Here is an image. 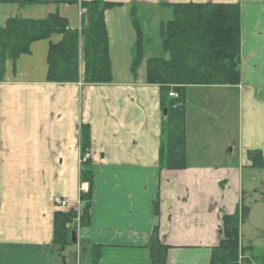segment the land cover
<instances>
[{"label": "crops", "instance_id": "0c3cea01", "mask_svg": "<svg viewBox=\"0 0 264 264\" xmlns=\"http://www.w3.org/2000/svg\"><path fill=\"white\" fill-rule=\"evenodd\" d=\"M92 1L0 0V29L10 19L57 14L70 30L81 31L80 7ZM102 1L121 4L105 14L113 83H49L48 53L60 35L32 44L16 66L6 64L0 81V264H153L155 232L168 248L167 264H211L224 239V216L246 206L245 196L254 192L249 175L264 170L252 168L248 156L264 155V0ZM178 4L240 7L241 81L186 89V168L161 170L165 115L160 88L146 83V61L163 55L159 29L169 20L160 17L172 14L167 5ZM133 14L144 20L145 35L137 76L131 72ZM82 126L90 128L92 145L90 223L78 229L77 245L59 251L52 246L55 215L80 213V191H89L80 177ZM56 199L67 200L68 208L59 209ZM251 215L249 208L240 240L253 248Z\"/></svg>", "mask_w": 264, "mask_h": 264}, {"label": "trees", "instance_id": "16d2710c", "mask_svg": "<svg viewBox=\"0 0 264 264\" xmlns=\"http://www.w3.org/2000/svg\"><path fill=\"white\" fill-rule=\"evenodd\" d=\"M121 4L102 0L83 2L87 10L86 26L81 31L70 30L68 22L59 15H50L44 20L32 21L10 19L0 29V81L3 80L6 64L16 66L22 55L30 52L32 44L62 36L57 44H51L48 53L47 81L55 84H70L83 81L85 85L113 83L110 61L109 37L105 24L107 11ZM172 19L160 25L162 43L160 57L146 61V83L158 86L164 111L159 165L161 170H184L186 168V89L190 86H238L241 81L240 49L241 20L238 5L178 4L167 5ZM137 42L133 52L131 72L137 76L145 59V35L143 19L133 14ZM80 63L84 64L83 76ZM174 91L178 98L169 96ZM166 113V114H165ZM81 155L83 159L91 151V134L88 126L81 127ZM252 168L264 169V155L250 152ZM90 158L82 163L81 181L88 183L89 191L80 199L84 209L77 212L56 213L52 246L63 251L73 246L72 226L78 220L80 228L89 226V210L93 197L94 173L89 170ZM88 168V169H87ZM158 201L154 211L158 213ZM249 215V208L242 206L233 216H224V239L214 249L211 264H264V254L254 255V249L240 246V222ZM70 226V227H69ZM95 248V247H94ZM149 249L153 264H167L168 248L159 244L156 232ZM97 260L100 254L92 252ZM96 255V257H95Z\"/></svg>", "mask_w": 264, "mask_h": 264}, {"label": "rangeland", "instance_id": "374dc122", "mask_svg": "<svg viewBox=\"0 0 264 264\" xmlns=\"http://www.w3.org/2000/svg\"><path fill=\"white\" fill-rule=\"evenodd\" d=\"M171 19H172V14L170 15L162 14V16L160 17V20L162 21H167ZM147 34L149 37L152 36L151 32ZM249 176H251L250 178L252 179L251 186L254 192L247 194L244 199L246 206L252 209V215L251 218L248 219L247 224L249 227L248 228L249 232H251V238H253L254 240V245H253L254 255L261 256L264 254V170L257 171L255 175H249ZM253 225H254V229L252 230L251 226ZM244 245L247 246L248 243L244 242ZM82 259L86 260L87 257L83 255ZM84 264H88V260Z\"/></svg>", "mask_w": 264, "mask_h": 264}, {"label": "built area", "instance_id": "2783aa9c", "mask_svg": "<svg viewBox=\"0 0 264 264\" xmlns=\"http://www.w3.org/2000/svg\"><path fill=\"white\" fill-rule=\"evenodd\" d=\"M85 11L82 12L84 14ZM172 97H174V94H171ZM57 204L60 208H66L67 207V202L65 200H57Z\"/></svg>", "mask_w": 264, "mask_h": 264}, {"label": "water", "instance_id": "95a60500", "mask_svg": "<svg viewBox=\"0 0 264 264\" xmlns=\"http://www.w3.org/2000/svg\"><path fill=\"white\" fill-rule=\"evenodd\" d=\"M72 241L74 244L77 243V236H76V233H72Z\"/></svg>", "mask_w": 264, "mask_h": 264}]
</instances>
